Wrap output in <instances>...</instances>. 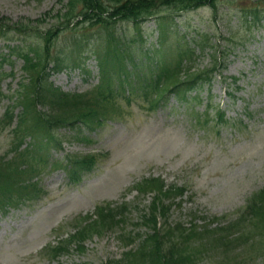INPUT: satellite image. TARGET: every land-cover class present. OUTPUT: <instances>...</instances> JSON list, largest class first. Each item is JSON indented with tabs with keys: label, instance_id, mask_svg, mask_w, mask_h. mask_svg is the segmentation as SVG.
<instances>
[{
	"label": "rangeland",
	"instance_id": "obj_1",
	"mask_svg": "<svg viewBox=\"0 0 264 264\" xmlns=\"http://www.w3.org/2000/svg\"><path fill=\"white\" fill-rule=\"evenodd\" d=\"M66 3L67 0H0V22L19 23L27 29L25 32L29 30V36L5 34L13 37L12 48L42 47L45 42L37 31L45 35L51 30L56 35L52 37L48 57L65 60V55L71 52L68 46L72 32L61 30L65 20L58 17L64 13ZM256 4L264 7V0L251 3L221 0L217 16L211 6H204L174 17L183 31L212 36L211 45L195 60L196 67L211 65L215 56L225 65L210 85L200 88L202 102L192 100L196 93L192 90L189 101L172 97L152 110L143 88L137 93L127 91L129 87L123 92L120 88L113 102L118 109L117 118L105 119L94 130L82 127L81 133L87 135V141H66L65 149L52 150L54 161L65 152L91 153L97 157L94 167L82 172L79 180L72 182L63 169L41 163L40 156L32 154L25 158L35 157L33 163L40 175L41 192L33 200L0 212V264H100L108 258L119 257L125 249L124 229L127 232L134 229L142 209L150 203V195L140 196L136 189L131 190L135 183L147 177L161 176L168 184L188 186L181 207H174L172 211L173 222L189 224L193 211L198 217L216 215L223 221L238 216L251 194L264 186V22L251 28V33L241 24L233 38L230 24L234 20L230 22L226 12L235 13L244 6ZM78 26L75 33L81 35L89 30L95 37L90 40L91 46H103L106 32L98 27ZM115 27L129 39L135 35V26L130 22L119 21ZM144 31L152 34L150 41L157 45L158 26L152 19L144 23ZM231 38L235 43L227 45ZM171 42L177 44L175 39ZM1 51L5 54L8 48L0 38ZM93 55L85 62L88 72L79 67L68 68L54 72L52 80L70 91L94 88L100 78V66ZM99 60L103 61L102 56ZM10 62L4 71L13 70L16 75L2 81V91L10 96L3 94L0 98V118L23 75L22 59ZM149 65L152 63L144 58L138 72L143 75L148 69L150 77ZM224 76L228 77V82L230 76H237L239 80L228 86ZM211 94L212 103L216 107L220 105L231 121H236L219 126L214 120L203 127L193 124L194 114L205 108ZM6 123L5 120L4 126ZM66 131L74 133L68 129L60 133L64 135ZM11 140L10 127H1L0 157L8 154ZM107 202H126L131 206L126 224L94 233L83 243L84 249L75 243L56 259L43 250L57 242L59 233L63 232V237L72 233L77 217L91 214L99 204ZM141 231H145V227L142 226ZM237 247L233 255L239 254L245 245ZM248 262L263 264L264 256L260 253ZM205 263L203 260L200 264Z\"/></svg>",
	"mask_w": 264,
	"mask_h": 264
},
{
	"label": "trees",
	"instance_id": "obj_2",
	"mask_svg": "<svg viewBox=\"0 0 264 264\" xmlns=\"http://www.w3.org/2000/svg\"><path fill=\"white\" fill-rule=\"evenodd\" d=\"M219 1L68 0L62 9L64 13H61L62 16L58 17V19L74 22L75 25L83 22L110 27L116 19L136 20L135 23L138 24V18L159 13L164 8L191 9L207 4L215 9L217 16L220 9ZM260 8V6H251L249 9H243L242 16L237 17L250 24V26L252 22L259 23L264 17V13ZM226 13L228 14V12ZM231 19L230 17L229 20ZM1 30L2 28H0ZM230 32L234 34L232 27H230ZM193 38L194 43L199 46L200 54L204 53L206 48L211 45V37L206 34L200 36L199 39L195 36ZM107 41L109 45H113V43L121 42V39L115 33L110 32ZM79 47L81 48L80 45ZM113 51L114 49L111 46L109 51L104 52V59L108 60V56ZM178 55V63L174 69L166 68L149 82V86L152 89L150 97L153 106H157L163 97L166 98L175 88L180 93L178 88L182 84L189 85L188 87H195L205 80L209 81L213 77V72L220 66V62L215 60V63L210 68L194 69L193 62L197 58L194 56L196 54L193 47L188 46L187 49L179 52ZM25 58L26 64H24L25 67L23 68L27 75L21 83V89H19L20 99L24 103L22 112L25 111L21 117V122H24L30 116L34 119V129H52L54 126L69 120H77L99 114V110L105 114H115V107H112L107 102L109 95H105L103 91L97 90L93 93L83 94L64 92L47 81V77L44 75L48 69L44 63L46 60L41 59L33 62V59L28 54H26ZM100 85H104V82L101 81ZM113 91L110 90V92ZM40 105L43 106L45 112L39 109ZM221 114L223 115V112ZM14 115V113H11V118H14ZM69 157L76 163L82 164L83 161L85 164H91L90 161L86 160L87 156L75 155L73 157L71 155ZM27 168L28 165L24 162L17 163L15 158L8 161L6 166L0 165V206L12 205L22 198L28 197L29 193L35 190V186L26 182L22 175ZM163 192H169L172 195L164 199L154 197L149 213H144L141 221L137 222V225H144L147 231L135 232V234L125 233L122 239L124 241L123 244L128 248L123 251L120 257L110 258L102 264H200L206 259L208 264H216L217 262L227 261L230 256H225L226 253L232 251L235 244L241 240L247 243V247H244L241 252L247 258L254 253L251 236L255 235V232H259L260 235L256 246L259 249H264V188L253 194L246 214L244 213L243 216H240L234 222V226H229L226 229V233L222 232L213 238L205 234L213 231L208 226L203 225L205 227L201 228L198 223H191L188 226L182 222H170L169 211L172 208L171 205L174 204V197L183 193L184 188L170 187L163 190ZM166 199L168 200L166 201ZM125 209H128V207L124 206V209L121 207L115 210V212L121 213L115 214L111 208L105 210V208L99 207L97 210L98 219H96L94 225L99 226V223H103L101 226H104V228H112V224H116L115 221H124ZM109 212H113V214ZM118 214L120 215L118 216ZM109 217H111L109 219L110 223L107 224L104 219ZM253 218H255L254 222ZM250 222H252L254 227L252 235ZM244 225L248 227L246 232L238 234L234 230L236 226ZM215 243L220 245L222 249L213 253L214 248L212 245ZM217 257L219 259L215 261Z\"/></svg>",
	"mask_w": 264,
	"mask_h": 264
}]
</instances>
